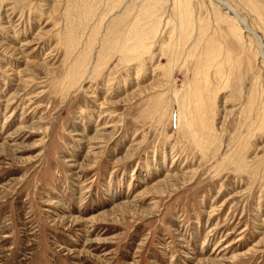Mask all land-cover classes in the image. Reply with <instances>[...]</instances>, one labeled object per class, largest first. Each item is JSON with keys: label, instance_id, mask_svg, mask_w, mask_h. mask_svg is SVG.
Wrapping results in <instances>:
<instances>
[{"label": "rangeland", "instance_id": "1", "mask_svg": "<svg viewBox=\"0 0 264 264\" xmlns=\"http://www.w3.org/2000/svg\"><path fill=\"white\" fill-rule=\"evenodd\" d=\"M0 264H264V0H0Z\"/></svg>", "mask_w": 264, "mask_h": 264}, {"label": "bare ground", "instance_id": "2", "mask_svg": "<svg viewBox=\"0 0 264 264\" xmlns=\"http://www.w3.org/2000/svg\"><path fill=\"white\" fill-rule=\"evenodd\" d=\"M178 1V0H177ZM138 4V3H137ZM135 5V4H134ZM224 6H226V3H223ZM138 8V7H137ZM175 8V7H174ZM177 12H178V17H177V21H178V39L180 41H183L185 43L189 42L193 30H192V26H193V20L192 17L190 16V11L188 9V4L187 3H182L181 1L177 3L176 6ZM231 9V8H230ZM130 10V9H129ZM137 13V12H136ZM147 13L140 15L145 17ZM134 16V15H133ZM132 17V16H131ZM127 19V18H126ZM146 19V18H145ZM144 21V20H143ZM118 22V21H117ZM153 23V22H152ZM156 24H153L151 27H147L148 25L146 23V25H144L142 22H138V19L135 21V23L133 24V26H131L130 29V38L129 39H122L121 41L123 43H120V49H122L123 51V55L125 56L126 59H130L131 61H135V60H140L142 58L143 55H145L146 51L149 50V47L151 44H153V39L156 37L157 35V31H158V22H155ZM127 25V24H126ZM127 27V26H126ZM123 35V34H122ZM202 38V37H201ZM192 39V38H191ZM125 40V41H124ZM179 43V42H178ZM119 46V45H118ZM212 56V55H211ZM82 57V56H81ZM83 58V57H82ZM125 59V60H126ZM211 60V59H210ZM217 63V62H216ZM75 64V63H74ZM79 64V63H78ZM101 64V63H100ZM90 65V64H89ZM210 66V63H209ZM97 68V67H96ZM73 70V69H72ZM88 70V69H87ZM77 71V70H76ZM83 71V70H82ZM86 71V70H85ZM88 72V71H87ZM80 74V73H79ZM79 74L77 76H79ZM90 74V73H89ZM78 78V77H77ZM75 79V78H74ZM81 79V78H80ZM74 81V80H73ZM80 81V80H79ZM78 81V82H79ZM76 82V81H75ZM203 82V81H202ZM207 82V81H206ZM72 84V83H71ZM208 84V82H207ZM207 86V85H206ZM204 89L201 90L198 99L195 101V103H198V101L200 99L203 98V96H205L206 94L204 92L207 93V88L204 86ZM206 88V89H205ZM205 90V91H204ZM200 91V90H199ZM209 92V91H208ZM198 104L195 105L196 107V112L198 111ZM200 108L202 107V103L199 104ZM196 119L194 120V123L196 121L202 120L200 119L202 116L200 114H196ZM190 118V117H189ZM188 119V118H187ZM192 121V120H191ZM199 123V122H198ZM197 123V124H198ZM198 130V129H196ZM206 148V147H205Z\"/></svg>", "mask_w": 264, "mask_h": 264}]
</instances>
